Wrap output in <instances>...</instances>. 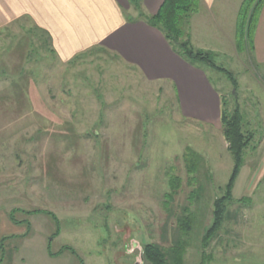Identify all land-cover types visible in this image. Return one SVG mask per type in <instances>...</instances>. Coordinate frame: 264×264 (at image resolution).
Wrapping results in <instances>:
<instances>
[{
    "label": "rangeland",
    "instance_id": "rangeland-1",
    "mask_svg": "<svg viewBox=\"0 0 264 264\" xmlns=\"http://www.w3.org/2000/svg\"><path fill=\"white\" fill-rule=\"evenodd\" d=\"M191 45L199 51L198 41ZM52 49L26 22L0 32L3 264H147L145 245L169 251L178 241L187 246L185 264H199L203 253L209 264H264V64L251 48L203 51L235 83L199 65L225 100L222 111L239 109L249 139L207 249L203 238L235 165L221 122L185 118L174 84L148 81L113 54L92 50L66 61ZM187 149L200 156L194 175ZM172 178L182 181L173 197ZM185 218L188 234L179 227ZM49 246L78 257L64 249L52 258Z\"/></svg>",
    "mask_w": 264,
    "mask_h": 264
},
{
    "label": "crops",
    "instance_id": "crops-1",
    "mask_svg": "<svg viewBox=\"0 0 264 264\" xmlns=\"http://www.w3.org/2000/svg\"><path fill=\"white\" fill-rule=\"evenodd\" d=\"M164 1L138 0L137 13L134 0H0V32L19 22L32 24L66 61L92 50L113 54L139 69L148 81L174 84L185 118L218 124L223 97L207 73L183 60L159 30L140 19L141 11L156 15ZM243 1L199 0V10L191 17V44L198 41L201 51L236 55V24ZM252 51L256 62L264 64V7ZM2 172L0 166V176ZM2 239L0 235V244Z\"/></svg>",
    "mask_w": 264,
    "mask_h": 264
},
{
    "label": "trees",
    "instance_id": "trees-1",
    "mask_svg": "<svg viewBox=\"0 0 264 264\" xmlns=\"http://www.w3.org/2000/svg\"><path fill=\"white\" fill-rule=\"evenodd\" d=\"M134 0V3L137 4ZM138 1V0H137ZM264 7V0H244L237 18L236 24V48L242 53L247 49L253 50V39L258 26L259 18ZM137 9H140L137 4ZM199 10V0H165L159 12L154 16L146 15L143 11L140 12V19L149 26L159 30L167 42L171 45L174 52H176L183 60L192 66L205 64L212 69L223 72L228 79L235 83L233 76L224 68L219 67L210 53L203 51H195L191 45L189 37V28L191 17ZM225 106V100L223 101ZM221 125L223 135L226 141L230 144L229 150L234 157V170L226 186V194L215 203L214 223L207 231L203 238V248L207 249L210 241L215 237L216 233L221 229L225 220L226 203L232 199V190L234 188L236 179L243 166V155L249 146V139H247L242 131L243 117L237 109L232 115L227 111H222ZM186 168L190 175L196 174L199 164L200 156L194 151L187 149L184 155ZM182 181L179 178H172L170 180L171 196L175 195L181 188ZM172 196V197H173ZM40 213V212H34ZM56 221L57 230L55 236L60 235V225L51 213H45ZM180 231L188 234L192 230V220L185 218L179 225ZM49 252L52 258L59 257L65 250L70 251L73 255L78 257L77 253L71 248L65 247L59 253L53 254L50 246ZM187 246L184 242L178 241L169 250H165L155 244H147L144 247L143 257L147 264H185ZM79 259V258H78ZM81 264L83 260L79 259ZM213 258L203 253L201 262L199 264H209ZM0 264H3V257H0Z\"/></svg>",
    "mask_w": 264,
    "mask_h": 264
}]
</instances>
